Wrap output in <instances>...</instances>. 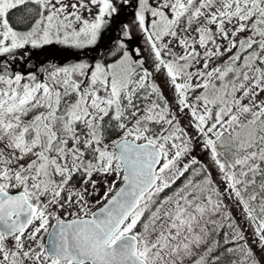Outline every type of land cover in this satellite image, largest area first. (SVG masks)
I'll return each instance as SVG.
<instances>
[{
    "label": "snow or ice",
    "instance_id": "6c2138e0",
    "mask_svg": "<svg viewBox=\"0 0 264 264\" xmlns=\"http://www.w3.org/2000/svg\"><path fill=\"white\" fill-rule=\"evenodd\" d=\"M0 264H264V0H0Z\"/></svg>",
    "mask_w": 264,
    "mask_h": 264
},
{
    "label": "rangeland",
    "instance_id": "374dc122",
    "mask_svg": "<svg viewBox=\"0 0 264 264\" xmlns=\"http://www.w3.org/2000/svg\"><path fill=\"white\" fill-rule=\"evenodd\" d=\"M125 23H130V18H126V19H125ZM133 36H134V37L136 36V33H135V32L133 33Z\"/></svg>",
    "mask_w": 264,
    "mask_h": 264
}]
</instances>
